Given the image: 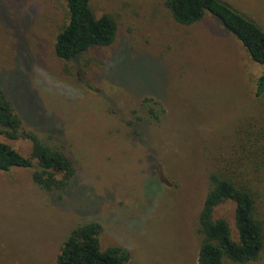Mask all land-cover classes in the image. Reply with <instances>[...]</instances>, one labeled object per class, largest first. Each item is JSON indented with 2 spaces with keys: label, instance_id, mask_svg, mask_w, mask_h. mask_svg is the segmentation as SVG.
Instances as JSON below:
<instances>
[{
  "label": "rangeland",
  "instance_id": "374dc122",
  "mask_svg": "<svg viewBox=\"0 0 264 264\" xmlns=\"http://www.w3.org/2000/svg\"><path fill=\"white\" fill-rule=\"evenodd\" d=\"M91 1L115 15L117 34L76 69L53 50L68 21L62 0H0V89L23 128L75 170L62 192L36 186L32 169L0 172V264H55L88 223L125 264H197L207 171L264 126L260 67L210 15L181 26L165 0ZM219 1L264 31V0ZM0 141L29 155L26 140ZM246 264H264V248Z\"/></svg>",
  "mask_w": 264,
  "mask_h": 264
},
{
  "label": "trees",
  "instance_id": "16d2710c",
  "mask_svg": "<svg viewBox=\"0 0 264 264\" xmlns=\"http://www.w3.org/2000/svg\"><path fill=\"white\" fill-rule=\"evenodd\" d=\"M68 21L55 36V56L72 63L90 51L110 46L117 34V20L110 12L96 13L91 0H62ZM172 20L181 26L212 16L260 67L255 96L264 95V31L219 0H165ZM150 114L157 118L153 109ZM255 128V129H254ZM240 133L229 157L216 159L207 171V191L196 218L199 236L197 264H246L259 258L264 248V220L259 204L264 200V126ZM0 137L26 140L29 155L0 141V172L32 169L33 183L45 192L64 191L75 170L62 151L26 131L12 103L0 89ZM98 223L75 227L61 244L55 264H125L127 253L120 248H100Z\"/></svg>",
  "mask_w": 264,
  "mask_h": 264
}]
</instances>
